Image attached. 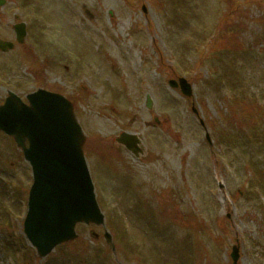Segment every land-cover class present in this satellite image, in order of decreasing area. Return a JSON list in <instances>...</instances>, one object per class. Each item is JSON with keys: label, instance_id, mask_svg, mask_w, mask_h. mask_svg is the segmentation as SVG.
Returning a JSON list of instances; mask_svg holds the SVG:
<instances>
[{"label": "rangeland", "instance_id": "obj_1", "mask_svg": "<svg viewBox=\"0 0 264 264\" xmlns=\"http://www.w3.org/2000/svg\"><path fill=\"white\" fill-rule=\"evenodd\" d=\"M15 22L0 103L71 101L105 221L39 259L22 233L30 168L0 134V264H232L233 245L236 264H264V0H4L0 38ZM180 77L190 98L167 84Z\"/></svg>", "mask_w": 264, "mask_h": 264}, {"label": "water", "instance_id": "obj_2", "mask_svg": "<svg viewBox=\"0 0 264 264\" xmlns=\"http://www.w3.org/2000/svg\"><path fill=\"white\" fill-rule=\"evenodd\" d=\"M15 30L21 43L23 25ZM11 48L10 43L0 41L2 51ZM169 85L191 96V86L185 79L169 81ZM26 100L27 104L8 94L0 105V132L13 139L32 172L23 233L42 259L55 247L75 240L77 224L103 226L104 216L95 199L83 154L85 137L72 104L62 95L41 89L27 95ZM150 103L148 100V108ZM116 141L135 157L141 153L134 135L122 133ZM104 238L112 246L108 233ZM230 256L235 264L236 246Z\"/></svg>", "mask_w": 264, "mask_h": 264}, {"label": "trees", "instance_id": "obj_3", "mask_svg": "<svg viewBox=\"0 0 264 264\" xmlns=\"http://www.w3.org/2000/svg\"><path fill=\"white\" fill-rule=\"evenodd\" d=\"M225 142V141H224ZM260 174V173H259Z\"/></svg>", "mask_w": 264, "mask_h": 264}]
</instances>
